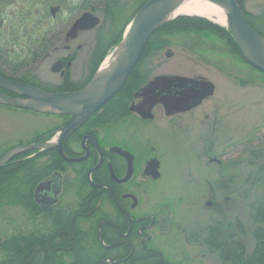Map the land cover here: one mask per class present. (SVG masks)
<instances>
[{"label":"rangeland","instance_id":"1","mask_svg":"<svg viewBox=\"0 0 264 264\" xmlns=\"http://www.w3.org/2000/svg\"><path fill=\"white\" fill-rule=\"evenodd\" d=\"M116 1L120 4L119 14L113 8L116 11L110 15L106 5L95 7L92 0H0V60L6 65H0L1 71H11L15 78L23 79L37 73L52 81L50 85L54 86L59 78L48 70L49 64L64 52L54 50L60 46L55 40L38 39L42 36V18L54 24L59 12L65 17L69 12L77 14L79 9L91 8L92 15H99L102 22L81 29L88 31L75 40L83 44L79 52H86L84 63L92 55L94 64L90 81L104 58L121 44L122 36L137 11L132 13L135 9L134 0ZM239 2L241 10L254 17L256 24L262 22L264 0ZM51 8L55 9L53 13L50 12ZM128 15V21L119 36L122 22L119 20ZM115 23L117 35L111 39ZM97 27L98 39H92ZM216 38L219 39V36L216 35ZM157 41L164 43L153 48L149 46L132 71L134 75L128 78L124 88L129 84L127 89L130 95L148 79L160 74L205 78L215 85V90L212 96L185 118L161 121L156 117L150 121V125L145 124L139 130L141 139L138 138V148L141 157H145L153 146L154 154L161 159V177L154 183L155 189L148 196V205H156L152 212L162 210L164 220H169L155 231L154 248L157 251H150V256L142 251L141 257L154 261L151 256L157 254L160 260L167 261L163 264H235L236 253L240 251H230L238 243L243 246L244 256L254 250L255 229L258 226L256 209L260 203H264V75L239 56H234L227 45L225 47L216 40L196 39L192 33H181L178 37ZM167 50L172 52L170 57L165 56ZM44 51L50 54V60L37 67ZM79 59L80 55L70 69L72 80L84 72L82 60ZM62 115L36 114L32 110L0 104V157L9 149L55 128ZM126 120H130L129 116ZM178 124L180 127H177ZM212 157L219 159V163L210 161ZM26 167L7 177L0 176V198L4 200V203L0 202V264H16L5 256L1 247L3 241L15 236L31 237L40 221L52 216L38 207L26 208L25 200L20 198L25 194L27 181L35 183L42 176H33L31 168ZM80 181L82 184L77 183L78 188L71 186L61 194L64 196L62 206L74 205L77 198L84 203V181ZM211 200L214 203L209 207L205 203ZM56 209V212L61 210L60 206ZM92 218L94 224L99 219L97 215ZM84 223L81 218L76 220L73 226L75 232L60 238L64 244H56V237L51 242L44 241L48 245L46 250L56 253L53 254L55 263L52 264L59 263L57 255L67 247L66 242L73 243L69 253L63 255L66 263L72 262V256L75 264H101L105 260L107 253H102L99 241L92 245L91 230L86 229ZM68 228L71 229L66 225L62 227L65 230ZM197 233H200L198 238ZM73 236L74 239L70 238ZM17 243V248L21 247L25 251L22 248H25V240ZM33 246L36 249L30 254L40 250V246ZM137 259H140L139 255ZM41 260L36 257V264H46ZM46 262L48 264V260Z\"/></svg>","mask_w":264,"mask_h":264},{"label":"flooded vegetation","instance_id":"2","mask_svg":"<svg viewBox=\"0 0 264 264\" xmlns=\"http://www.w3.org/2000/svg\"><path fill=\"white\" fill-rule=\"evenodd\" d=\"M90 10L88 8H85V10L79 9V13L69 12L65 17H62L61 12H59L60 15L54 20V24L42 18L40 23L42 31L40 34L42 36L38 39L55 40L54 42L60 44V46H56L54 50H63L64 52L49 64L48 70L59 78V82H54V86L50 85L52 81L44 79L42 75L37 73H34L33 77L23 79L15 78L11 71L6 70V72H3L0 69V77L20 81L46 92L75 91L85 86L90 79L94 61L92 55H90L84 63L86 52H79L83 49V44L75 40L79 39L80 35L88 30L80 31L81 29H77L72 34H69V32L75 20L83 13L91 12ZM50 12L53 13L54 10L51 9ZM96 16L99 17V23L102 22V18L99 15ZM98 30L99 28L92 39H98ZM116 35L115 26L110 38L114 39ZM86 38L90 39L89 37ZM79 55L84 72L80 74L81 76L72 80L70 69L73 68L72 66ZM40 57V63L37 67L50 60V54L46 51L42 52ZM2 63L3 61L0 60V65L6 67ZM11 69L13 70V68ZM132 74V72L129 74V79ZM128 78L126 82L129 80ZM151 79L132 91L131 95L129 91V94H127L128 92L125 93V90H123L125 82L117 94L97 111L90 113L76 123L62 137L60 143L54 147L42 151L37 149H27L25 151V161L32 160L31 164L33 165L32 168L28 164L26 168H31L35 177L42 175L35 183L27 181L25 185V202L34 204V207H38L43 212H49L52 215L46 220H41L38 229L33 231L41 238L42 243L38 244L41 251H46L47 244L44 241L48 236L51 238L56 237L58 243H55L59 244L61 243L60 238L65 234L68 236L71 234L70 232L74 233L75 227L73 228V226H75L78 218L84 220L86 229L91 230V233L93 230L95 234L99 233L103 241V244H101L97 238L99 246L105 254L107 253L106 258L113 260L115 264H125L130 262L132 258L134 259L133 263L136 264L137 261L139 262L142 259V251L147 253L148 256H150V251H157L154 248L155 236L157 235L155 231L163 222L165 224L169 220H164L162 210L152 212L156 205H148L150 202L148 196L155 189V181L161 177V159L154 154L155 147L153 146L149 148L145 157H141L138 148V138L141 139L139 130L141 126H146L145 124L150 125V121H153L156 117L161 121L164 119L171 121L176 117L183 119L188 113L197 109L199 105L185 111L169 113V110L165 109L161 103H156L151 108L152 117L143 118L135 111L134 105L140 104L141 106L142 96L138 92ZM0 92L14 96L11 92L1 88ZM32 112L42 115L48 114ZM128 116L130 120L127 121ZM70 118L71 115L63 114L55 128L36 135L25 144H39L50 140ZM195 118H198V116ZM177 127H180V124ZM61 152L65 157L79 160L68 161L62 156ZM210 161L219 163V159L216 157H212ZM152 162L155 164L154 167ZM28 174L29 172L26 175L28 176ZM80 180L84 181L85 189L82 191L85 198L84 203H81L77 198L78 201L74 205L62 206L61 201L64 196L61 194L69 190L71 186H77V183L82 184ZM40 183L44 184L42 190L36 195L35 188ZM213 201H207L205 204L211 207ZM58 206L61 210L56 212ZM26 208L30 209L31 206ZM148 211H151V213H148ZM94 215L99 218L95 224L92 218ZM64 224L71 229H62L65 226ZM82 228L84 229V227ZM49 229L54 231L49 232ZM199 235L200 233H197L196 237L198 238ZM70 238L74 239V236ZM66 243L67 247L64 249L70 251L73 248V243ZM138 255L140 259H137ZM152 257L154 256L152 255Z\"/></svg>","mask_w":264,"mask_h":264},{"label":"water","instance_id":"3","mask_svg":"<svg viewBox=\"0 0 264 264\" xmlns=\"http://www.w3.org/2000/svg\"><path fill=\"white\" fill-rule=\"evenodd\" d=\"M213 1L222 7L225 16L231 21L228 28L241 58L264 75V37L248 23L237 0ZM175 2L176 0H146L139 7L129 22L134 21L128 33L122 36L120 58L112 66L103 83L94 81L93 77L83 88L76 91L44 92L23 82L0 77V88L15 95L9 96L0 92V103L45 113L71 114L70 120L60 130L57 143L59 144L62 137L76 123L96 111L120 90L141 57L151 34L172 18L187 15L178 14L168 20L162 19L167 9ZM97 22L98 18L96 16L85 13L76 20L70 33L77 29L91 28ZM165 55L170 57L172 52L168 50ZM213 91L214 85L205 78L158 75L139 90L138 93L142 96L141 106L140 104L134 105V109L143 118L152 117L151 108L156 103H161L165 109L169 110V113L185 111L200 104L203 99L211 96ZM53 146L55 144L48 143L20 145L0 157V167L13 156L26 149L43 150ZM61 154L68 161L79 160L65 157L62 152ZM152 166H155L153 162ZM43 184L37 185L36 195L42 190ZM97 235L101 239L98 232ZM106 261L113 262L105 259L101 264H105Z\"/></svg>","mask_w":264,"mask_h":264},{"label":"trees","instance_id":"4","mask_svg":"<svg viewBox=\"0 0 264 264\" xmlns=\"http://www.w3.org/2000/svg\"><path fill=\"white\" fill-rule=\"evenodd\" d=\"M88 1V0H86ZM145 0H134L133 1V6L135 7V9L132 11V13L135 12V10H137L144 2ZM237 2L240 5L239 0H237ZM84 5H86L84 3ZM92 5L96 6H101V5H106L107 9L109 11L110 15H114V12L117 9V14H119L118 11H120V6L118 7V4L116 0H92ZM109 5V6H108ZM110 5H113L112 7H110ZM93 6V7H94ZM241 7V6H240ZM113 8H116L115 10H113ZM245 17L248 21V23L257 31L259 32L263 37H264V18H262V22H260V24H256L255 22V18L249 16V14H247L244 11ZM131 15V14H130ZM118 17V15H117ZM129 18V15L127 17H125L124 19L121 18V20L123 22H120L121 26L119 28V36L122 32V29L125 25V23H127ZM111 21H113V19H110ZM112 22H110L111 24ZM111 26V25H110ZM116 26V23H115ZM181 33H192L193 36L196 37V39H205V40H216L217 42L222 43V45H224L226 47V45L228 46V48L231 50V52L233 53L234 56H239V51L238 48L236 47L231 34L229 32V30L225 29L224 27L217 25L203 17H199V16H188V15H182V16H178L175 19H173L172 21L167 22L166 24L162 25L161 27H159L149 38V41L147 42L144 52L146 51V49L150 46L153 48V46L160 44V43H164V42H158V39H168L169 37H178L179 34ZM216 35L219 36V39L216 38ZM198 44H202V42H198ZM241 58V57H240ZM129 86V84H127V86L124 88V92L127 93L128 89L127 87ZM129 93V92H128ZM18 157L15 159H11L10 161H8L7 163H5L3 166L0 167V176L1 177H7L9 176L11 173H17V172H21L20 170H22L26 165L28 166L27 162L25 161V155L20 154L17 155ZM16 157V156H15ZM31 162V160L29 161ZM30 166L32 167V164L29 163ZM6 174V175H4ZM0 177V178H1ZM22 193V192H21ZM19 195V193H16ZM18 195H16V197H18ZM21 195V194H20ZM7 196H5L6 198ZM23 197V199L25 200V194H23L22 196H20V198ZM13 198H9V200H12ZM22 199V198H21ZM0 202L4 203V200L2 199V197L0 198ZM26 206H35L34 204H27L25 202ZM35 208V207H34ZM256 213L257 215L256 217V222L258 223V226L255 229V247L253 252L250 255H243V246L238 243V245L234 248H232V252L230 251V253H233L234 251H240L239 253H236L237 255V260L235 261V264H264V203H260L256 209ZM90 234V242L93 244H95L98 240L95 234V231L93 230L92 233L89 232ZM25 240V248L22 247L25 251H23L21 249V247H19V249L17 248V242H23ZM46 240H49L50 242L52 241V238L50 236L47 237ZM85 240V239H84ZM38 242H41V238L38 236V234H31V237H25V238H19V237H13L7 241H3L2 244V248H3V252L4 254H6L5 256L11 259H8V261L15 262L16 264H36V257L38 259H42L44 260V262L47 264L46 260H48V264H52L55 263L54 260V256L53 254L56 255L55 251L53 250H46V252L38 250L37 253L35 252V254H30L29 252L36 249L34 248L36 245V247L38 246ZM61 243H63V241H60ZM64 244V243H63ZM66 245V244H65ZM33 246V247H32ZM99 246V245H98ZM210 246V245H209ZM216 247V246H215ZM99 248L102 250L101 246H99ZM24 252V253H23ZM62 253V254H61ZM67 253H69V251L62 249V252L58 253V264H75L76 261L75 259L72 258V262H68L66 263L64 260V256L63 255H67ZM102 253H104V251L102 250ZM34 255V257H33ZM222 255H224V248L222 249ZM49 258V259H48ZM78 259V258H77ZM154 261H151V259L149 260H145L144 259H140V261L136 264H163V260L160 257L157 256V254L153 257ZM41 260V262H42ZM134 260L130 259V262H127L128 264H135L133 263ZM147 262V263H145ZM165 262H167L165 260ZM164 262V263H165ZM38 264V263H37ZM41 264V263H40Z\"/></svg>","mask_w":264,"mask_h":264},{"label":"bare ground","instance_id":"5","mask_svg":"<svg viewBox=\"0 0 264 264\" xmlns=\"http://www.w3.org/2000/svg\"><path fill=\"white\" fill-rule=\"evenodd\" d=\"M178 14L202 16L214 23L223 26L224 28L229 27L231 23L229 18L225 16V12L223 11L222 7L213 0H176V2L164 13L162 19L168 20ZM133 22L134 21L129 23L124 32V35L128 33ZM121 51L122 46L120 45L112 53L108 54L104 58L97 71L95 72L94 81L100 83L104 82L112 66L119 60ZM190 113H188L187 115H190ZM56 139L57 136H54L50 143H55Z\"/></svg>","mask_w":264,"mask_h":264}]
</instances>
